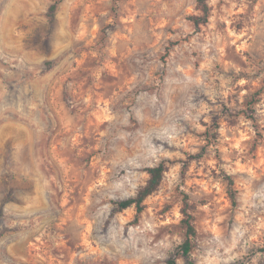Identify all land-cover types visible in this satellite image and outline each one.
I'll use <instances>...</instances> for the list:
<instances>
[{"label":"rangeland","instance_id":"1","mask_svg":"<svg viewBox=\"0 0 264 264\" xmlns=\"http://www.w3.org/2000/svg\"><path fill=\"white\" fill-rule=\"evenodd\" d=\"M208 4L0 0V264H167L185 200L177 264H264V0Z\"/></svg>","mask_w":264,"mask_h":264},{"label":"trees","instance_id":"2","mask_svg":"<svg viewBox=\"0 0 264 264\" xmlns=\"http://www.w3.org/2000/svg\"><path fill=\"white\" fill-rule=\"evenodd\" d=\"M209 0H198V9L201 12V16L193 19L195 26L199 27L203 24L208 23L211 14V8L208 4ZM167 168L164 163L159 164L155 167H149L146 172L149 175V179L144 187H142L135 197L122 200L117 203L120 211H125L130 208H135L136 213L140 215L146 208L147 199L152 196L160 187L163 182L164 175ZM230 180V185H232ZM231 198L235 201V193L231 190ZM183 208L184 218L182 225L186 230V238L184 242L177 248L175 254H173L168 260L167 264H177V258L182 256L186 260H190L191 252L193 249L192 239L197 235V230L194 226V217L191 213V206L186 202Z\"/></svg>","mask_w":264,"mask_h":264}]
</instances>
